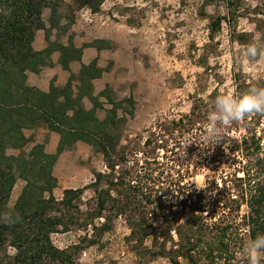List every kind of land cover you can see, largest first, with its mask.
Listing matches in <instances>:
<instances>
[{
  "label": "trees",
  "instance_id": "16d2710c",
  "mask_svg": "<svg viewBox=\"0 0 264 264\" xmlns=\"http://www.w3.org/2000/svg\"><path fill=\"white\" fill-rule=\"evenodd\" d=\"M103 1L0 0V264H78L76 255L97 245L117 217H123L129 228L128 241L142 246L149 240L139 256L164 257L170 264H249L246 243L264 236V127L256 128L258 119L245 123L240 137L226 138L233 172L216 186L214 202L222 211L210 215L205 189L195 190L172 178L170 167L155 155L167 151L166 139L173 133L190 132L195 123L208 119L217 90L205 99L195 97L186 117L160 122L137 151L122 145L126 115L133 116L135 103L131 97L116 100L109 85L95 93L93 80L106 69L96 58L81 62L84 48L111 49L112 42L99 38L77 46L71 32L66 43L60 38L71 30L75 9L86 7L96 13ZM220 23V17L211 22V34ZM39 30L47 46L37 51L33 41ZM260 38L264 41V26ZM53 52L59 53L57 62L63 69L80 62L78 71L61 86L51 81L47 92L28 85L27 71L51 66ZM234 81L239 96L250 88L239 75ZM84 99L91 103L89 108ZM99 109L104 110L102 118L96 114ZM231 124L236 127L238 121ZM39 127L58 134L53 153L45 151L48 136L41 142L25 136L24 130ZM77 142L101 155L104 170L93 169L88 184L65 188L56 198L54 165ZM11 149L16 153L7 152ZM138 154L141 158H135ZM18 179L24 184L9 204ZM206 181L207 189L215 188L214 179L206 176ZM86 190L92 195L83 201ZM241 206L246 208L243 214ZM71 231L81 233L75 243L64 249L54 245L53 234ZM257 264H264V252L258 254Z\"/></svg>",
  "mask_w": 264,
  "mask_h": 264
},
{
  "label": "rangeland",
  "instance_id": "374dc122",
  "mask_svg": "<svg viewBox=\"0 0 264 264\" xmlns=\"http://www.w3.org/2000/svg\"><path fill=\"white\" fill-rule=\"evenodd\" d=\"M226 3V0H104L94 14L88 8L74 10L75 29L77 33L87 32L86 38L102 35L97 34L99 31L89 32V26H93L91 18H98L97 28L108 29L102 32L103 35L109 37L112 35L109 32H114V38L110 40L113 48L104 49L108 51L102 55L98 51L94 58L97 64L102 61L104 66L101 68L108 72L104 79L109 80L105 85L112 89V96L116 100L131 97L135 103L133 116L126 115L121 139V144L130 151H137L150 132L158 130L160 122L189 115L195 97L205 99L213 90H217L218 95L239 97L234 75H239L250 88H264V41L260 38L264 26V0H230V5ZM48 15L49 10L45 9V21ZM216 17L221 18V23L211 34L210 24ZM80 21H86L89 26L85 24L86 29L79 27ZM73 24L71 30L60 37L61 41L66 42L69 32L74 35ZM55 35L56 31H53L51 39ZM83 43L86 42L80 46ZM250 45L258 47L259 54L254 59L244 54ZM85 100L84 105L90 107L91 103ZM109 107V104L105 105V108ZM118 113L122 111L118 110ZM96 114L102 118L104 110L99 109ZM245 119L238 121L236 127L231 123L221 125L225 138L216 145L213 142L211 146L200 147L195 142L207 135V119L191 126L190 132L184 130L169 136L164 142L167 151H155L158 161L170 167L172 178L188 182L192 189H205L204 202L210 215L222 211L214 202L219 192L216 186L221 187L222 177L227 180L233 172L230 166L233 164L232 152L228 150L230 141L226 138L240 137L245 123L258 119L256 128L264 127V114L253 113ZM38 134L40 140L45 138L41 129ZM82 144L84 147L74 146L64 151L54 165L53 174L58 181L53 190L56 198L61 197L65 188L88 184L93 169L104 170L101 155ZM7 152L16 153L12 149ZM135 158H141V155ZM129 160H133V153L129 154ZM206 176L215 180V188L207 189ZM23 184L21 179L16 181L9 204L14 203ZM91 195L92 192L86 190L83 201ZM244 212L246 208L241 206L240 214ZM80 234L78 231L57 233L51 239L55 246L64 249L75 243ZM128 236L129 228L123 217L114 218L111 229L97 245L76 255L78 264H170L164 257L139 256L143 248L149 247V240L141 246L128 241Z\"/></svg>",
  "mask_w": 264,
  "mask_h": 264
},
{
  "label": "crops",
  "instance_id": "0c3cea01",
  "mask_svg": "<svg viewBox=\"0 0 264 264\" xmlns=\"http://www.w3.org/2000/svg\"><path fill=\"white\" fill-rule=\"evenodd\" d=\"M82 8H86V7H82ZM89 10V9H88ZM90 11V10H89ZM91 12V11H90ZM92 13V12H91ZM94 14V13H93ZM93 20V26H89V23H87L86 21H80V23H78V26L84 29H86V25L89 26V32L90 33H95L98 32L97 34H102V35H92L90 38H86L85 35H87V32H78L77 33V24H73V32H74V36H73V41L77 46H80V44L82 42H90L92 39L94 38H103V39H108L111 40L114 38V32L111 31L109 32V34H112L111 36H107V35H103L105 33H102L105 30H108L107 28L101 27V28H97V19L96 18H91ZM78 21V20H77ZM84 23V24H81ZM106 22V21H104ZM86 24V25H85ZM94 28V29H93ZM77 39L80 40L79 43H77ZM63 43H66L64 41H62ZM47 46V42L45 40L44 37V32L43 30H39L36 32L35 35V39L33 41V48L35 50H42ZM104 51H108V50H100L99 51V55H102V53ZM97 50L93 47H87L83 49V54L81 57V62L84 64H87L92 58H94L97 54ZM58 52H53L51 55V59H52V65L51 66H45L43 67L39 72H31V71H27V84L31 85V86H35L37 88H39L41 91L47 92L49 89V84L51 81H54L55 85L61 86L63 84H65V82L67 81V78L69 76V74L71 72L76 73L79 69L80 66V62L78 61H72L69 64V69H63L60 64L57 62L58 59ZM111 58V57H109ZM98 65L100 67L104 66L103 62L101 61V63L98 62ZM108 74L107 71H103L101 74L100 78H96L93 80V85H94V92L100 91L102 89V87H104V85L106 83H109V80L104 79V76ZM84 104H86V100H83ZM86 108L87 105H85ZM41 129V132H43V136H48V140L45 143V151L49 152V153H53L55 151V147L57 146V142H58V134L56 132L53 131H48L46 128L41 127V128H36V129H26L24 130V134L27 137H31L34 139L35 142H41L43 140H40V137H38V131ZM44 136V137H45ZM33 144V142H30V144L28 145V147H30ZM75 147H84V145L82 144V142H77L75 144ZM61 156V155H60ZM59 156V157H60ZM58 157V158H59Z\"/></svg>",
  "mask_w": 264,
  "mask_h": 264
},
{
  "label": "clouds",
  "instance_id": "9594fccd",
  "mask_svg": "<svg viewBox=\"0 0 264 264\" xmlns=\"http://www.w3.org/2000/svg\"><path fill=\"white\" fill-rule=\"evenodd\" d=\"M244 54L254 59L259 54L258 47L250 45L245 49ZM253 113L264 114V88L251 87L239 97L218 95L214 100V111L208 117L207 135L195 142L200 147L205 144L211 146L213 142L216 145L225 138L220 125L240 121ZM245 252L249 258V264H257L258 254L264 252V236L249 240L245 245Z\"/></svg>",
  "mask_w": 264,
  "mask_h": 264
}]
</instances>
